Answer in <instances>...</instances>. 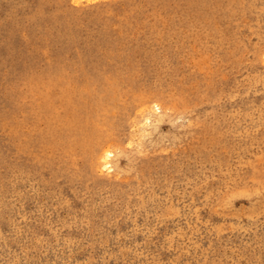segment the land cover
I'll list each match as a JSON object with an SVG mask.
<instances>
[{
  "label": "rangeland",
  "instance_id": "1",
  "mask_svg": "<svg viewBox=\"0 0 264 264\" xmlns=\"http://www.w3.org/2000/svg\"><path fill=\"white\" fill-rule=\"evenodd\" d=\"M75 1L0 0V264H264V0Z\"/></svg>",
  "mask_w": 264,
  "mask_h": 264
},
{
  "label": "bare ground",
  "instance_id": "2",
  "mask_svg": "<svg viewBox=\"0 0 264 264\" xmlns=\"http://www.w3.org/2000/svg\"><path fill=\"white\" fill-rule=\"evenodd\" d=\"M87 2L89 1V0H86ZM93 1V0H92ZM91 1V2H92ZM75 2H79L78 0H76ZM47 57V56H46ZM44 66V65H43ZM40 70V69H39ZM111 95V94H110ZM116 96V95H115ZM114 96V97H115ZM110 97V96H109ZM111 98V97H110ZM117 98V97H116ZM123 98V97H122ZM106 99V98H105ZM128 100V99H127ZM149 100V99H148ZM139 101V100H138ZM107 101H105V103H106ZM61 103V102H60ZM109 103V102H108ZM155 103V102H154ZM57 104V103H56ZM109 104H111V103H109ZM140 104V103H139ZM58 105V104H57ZM98 105V104H97ZM104 105V104H103ZM122 105V104H121ZM147 105V104H146ZM154 105V104H153ZM116 106H117V104H116ZM156 106V105H155ZM103 107V106H102ZM109 107V106H108ZM121 107V106H120ZM144 107H146V106H144ZM143 107V108H144ZM157 107V106H156ZM110 108V107H109ZM148 108V107H147ZM106 109H107V107H106ZM111 109V108H110ZM116 109V108H115ZM123 110V109H122ZM143 110V109H142ZM125 111V110H124ZM101 112V111H100ZM104 112H106V111H104ZM123 113V112H122ZM141 113V112H140ZM151 113V112H150ZM70 114V113H69ZM107 115V114H106ZM105 115V116H106ZM117 115H118V113H117ZM100 116V115H99ZM98 116V117H99ZM104 116V117H105ZM112 116H114V115H112ZM97 117V118H98ZM145 117V116H144ZM109 118V117H108ZM52 119V118H51ZM104 119V118H103ZM145 120V119H144ZM149 120V119H148ZM97 121V120H96ZM105 121V120H104ZM108 121V120H107ZM113 121V120H112ZM145 122V121H144ZM110 123V122H109ZM108 123V124H109ZM112 123V122H111ZM148 123V122H147ZM149 123H151V122H149ZM77 124V123H76ZM100 124V123H99ZM84 125V124H83ZM103 125V124H102ZM105 125V124H104ZM112 125V124H111ZM43 126V125H42ZM101 126V125H100ZM109 126V125H108ZM82 127V126H81ZM95 127V126H94ZM84 128V127H83ZM104 129V128H103ZM108 129V128H107ZM111 129V128H110ZM94 130V129H93ZM98 130V129H97ZM87 131V130H86ZM114 132V131H113ZM112 143H113V141H112ZM110 144V143H109ZM5 146H7V145H5ZM110 146V145H109ZM76 149H77V147H76ZM102 149V148H101ZM109 150V149H108ZM88 152H89V150H87ZM105 151V150H104ZM42 153V152H41ZM98 153V152H97ZM97 153H96V155H97ZM111 153H113V152H105L104 154H103V159L104 160H106V159H108L109 158V156H110V154ZM102 154V153H101ZM114 154V153H113ZM62 155V154H61ZM91 155V154H90ZM100 155V154H99ZM112 155V154H111ZM80 156V155H79ZM113 156V155H112ZM96 157V156H95ZM101 157V156H100ZM64 158V157H63ZM93 158V157H92ZM76 159V158H75ZM66 160V159H65ZM96 160V159H95ZM71 161V160H70ZM93 161L94 160H92V163H93ZM98 161V160H97ZM111 161V160H110ZM101 162V161H100ZM96 166H97V164H96ZM96 166H95V168H96ZM103 166L106 168V169H108V170H110V171H112V169L114 168L113 166H112V164H111V162H105L104 164H103ZM21 167V166H20ZM99 167V166H98ZM83 168V167H82ZM98 169V168H97ZM99 171V170H98ZM98 171H97V173H98ZM108 173V172H107ZM24 174V173H23ZM78 174V173H77ZM104 174V173H103ZM47 176V175H46ZM71 176V175H70ZM96 177V176H95ZM68 178V177H67ZM70 178V177H69ZM84 178V177H83ZM59 179V178H58ZM76 179V178H75ZM82 179V178H81ZM23 180H25V178L23 179ZM41 180V179H40ZM68 180H70V179H68ZM84 180V179H83ZM86 180V179H85ZM75 181V180H74ZM78 181V180H77ZM88 181V180H87ZM41 182V181H40ZM78 182H81V180L80 181H78ZM84 182V181H83ZM57 183V182H56ZM61 183V182H60ZM63 183V182H62ZM72 183V182H71ZM32 185V184H31ZM38 185V184H37ZM74 185V184H73ZM76 185V184H75ZM60 186H61V184H60ZM68 186V185H67ZM40 187H42V186H40ZM69 187V186H68ZM23 188V187H22ZM33 188V187H32ZM39 188V187H38ZM78 188V187H77ZM85 188V187H84ZM36 189V188H35ZM50 189V188H49ZM66 189V188H65ZM14 190V189H13ZM19 190H20V188H19ZM19 190H18V192H19ZM53 190V189H52ZM56 190V189H55ZM60 190V189H59ZM69 190H70V188H69ZM76 190V189H75ZM41 191V190H40ZM71 191V190H70ZM15 192V191H14ZM17 192V193H18ZM22 192V191H21ZM20 192V193H21ZM49 192V191H48ZM66 192V191H65ZM99 192V191H98ZM29 193V192H28ZM31 193V192H30ZM36 193V192H35ZM52 193V192H51ZM70 193V192H69ZM46 194V193H45ZM49 194V193H48ZM83 194V193H82ZM104 194V193H103ZM106 194V193H105ZM74 195V194H73ZM56 196V195H55ZM109 196V195H108ZM71 197V196H70ZM77 197H79V196H77ZM81 197V196H80ZM49 198V197H48ZM54 197H52V199H53ZM55 198H57V197H55ZM64 198V197H63ZM104 198V197H103ZM105 198H106V196H105ZM107 198H109V197H107ZM75 199V198H74ZM70 200V199H69ZM72 200V199H71ZM56 201V200H55ZM62 200H60V202H61ZM76 201H78V200H76ZM35 202V201H34ZM68 202V201H67ZM66 202V203H67ZM75 202V201H74ZM87 202V201H86ZM41 203V202H40ZM64 203V202H63ZM85 203V202H84ZM1 204V203H0ZM4 204V203H3ZM37 204H39V203H37ZM62 204V203H61ZM72 204V203H71ZM82 204V203H81ZM39 207V206H38ZM42 207V206H41ZM34 209V208H33ZM39 209V208H38ZM53 209V208H52ZM67 209V208H66ZM27 210V209H26ZM36 210V209H35ZM59 210V209H58ZM103 210V209H102ZM34 211V210H33ZM32 211V212H33ZM86 211V210H85ZM89 211H90V209H89ZM31 212V213H32ZM39 212V211H38ZM43 212V211H42ZM45 212V211H44ZM50 212V211H49ZM48 212V213H49ZM41 214V213H40ZM53 214V213H52ZM102 214V213H101ZM100 214V215H101ZM107 214V213H106ZM39 215V214H38ZM71 215V214H70ZM103 215V214H102ZM111 215V214H110ZM42 216V215H41ZM49 216V215H48ZM80 216V215H79ZM93 216V215H92ZM30 217V216H29ZM29 217H28V219H29ZM36 217V216H35ZM38 217V216H37ZM96 217V216H95ZM105 217V216H104ZM110 217V216H109ZM22 218V217H21ZM33 219V218H32ZM40 219V218H39ZM55 219V218H54ZM58 218H56V220H57ZM62 219V218H61ZM73 220H76V218L74 219V218H72ZM106 219V218H105ZM109 219V218H108ZM64 220V219H63ZM100 220V219H99ZM103 220V219H102ZM107 220V219H106ZM103 221H105V220H103ZM50 222H52V221H50ZM64 222V221H63ZM78 222V221H77ZM36 223V222H35ZM54 223V222H53ZM68 223V222H67ZM70 223H72V222H70ZM73 223H75V222H73ZM99 223H101V222H99ZM112 223V222H111ZM49 224H51V223H49ZM79 224V223H78ZM61 225V224H60ZM64 225H65V223H64ZM71 225V224H70ZM82 225V224H81ZM16 226V225H15ZM46 226H49V225H46ZM73 226V225H72ZM75 226V225H74ZM86 226V225H85ZM11 227H13V226H11ZM63 227V226H62ZM69 227V226H68ZM99 228V227H98ZM16 229V228H15ZM88 229V228H87ZM86 229V230H87ZM73 230H75V229H73ZM69 231V230H68ZM71 231V230H70ZM84 231V230H83ZM65 232H66V230H65ZM72 232V231H71ZM70 232V233H71ZM58 233V232H57ZM92 233V232H91ZM59 234V233H58ZM86 234V233H85ZM93 234V233H92ZM16 235V234H15ZM51 235V234H50ZM71 235V234H70ZM73 235V234H72ZM60 236V235H59ZM62 236H64V235H62ZM86 236V235H85ZM3 237V236H2ZM56 237V236H55ZM58 237V236H57ZM84 236H82V238H83ZM61 238V237H60ZM67 238V237H66ZM81 238V237H80ZM79 238V239H80ZM63 239H64V237H63ZM78 239V238H77ZM88 239V238H87ZM93 239V238H92ZM62 240V239H61ZM16 241V240H15ZM58 241V240H57ZM67 242V241H66ZM69 242H70V240H69ZM73 242V241H72ZM74 243V242H73ZM101 244V243H100ZM71 245V244H70ZM20 247V246H19ZM53 248V247H52ZM54 250V249H53ZM52 251V250H51ZM4 253V252H3ZM21 254H22V252H21ZM53 255V254H52ZM108 256V255H107ZM23 261V260H22ZM23 264V263H22Z\"/></svg>",
  "mask_w": 264,
  "mask_h": 264
}]
</instances>
